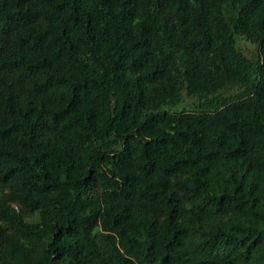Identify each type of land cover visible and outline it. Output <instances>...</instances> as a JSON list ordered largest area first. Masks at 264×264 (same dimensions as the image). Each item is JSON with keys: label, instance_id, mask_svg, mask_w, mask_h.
<instances>
[{"label": "trees", "instance_id": "trees-1", "mask_svg": "<svg viewBox=\"0 0 264 264\" xmlns=\"http://www.w3.org/2000/svg\"><path fill=\"white\" fill-rule=\"evenodd\" d=\"M0 264H264V0H0Z\"/></svg>", "mask_w": 264, "mask_h": 264}, {"label": "rangeland", "instance_id": "rangeland-1", "mask_svg": "<svg viewBox=\"0 0 264 264\" xmlns=\"http://www.w3.org/2000/svg\"><path fill=\"white\" fill-rule=\"evenodd\" d=\"M241 46L244 50H247V51H251L253 49V46L250 43L248 44L247 42H242ZM250 54H252V53L250 52ZM180 108L181 107H179L178 109H180Z\"/></svg>", "mask_w": 264, "mask_h": 264}]
</instances>
